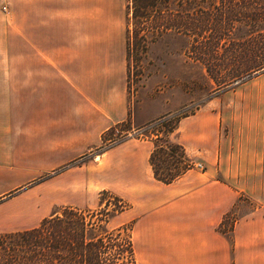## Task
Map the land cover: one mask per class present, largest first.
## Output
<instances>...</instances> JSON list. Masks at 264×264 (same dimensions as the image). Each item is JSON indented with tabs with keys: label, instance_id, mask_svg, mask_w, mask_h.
<instances>
[{
	"label": "crops",
	"instance_id": "0c3cea01",
	"mask_svg": "<svg viewBox=\"0 0 264 264\" xmlns=\"http://www.w3.org/2000/svg\"><path fill=\"white\" fill-rule=\"evenodd\" d=\"M29 3L18 22V136L31 159L59 167L99 147L102 135L129 117L125 26L111 8H91L89 0ZM164 113L138 117L136 124ZM192 117L179 120L175 142L199 169L169 184L157 182L148 164L152 140L127 139L83 166L82 184L59 175L50 180L49 193L75 195L91 183L120 199L127 209L107 228L129 225L135 264H264V207L235 221L226 234L217 230L242 189L228 179L232 173L225 171L220 148L213 160L212 123ZM250 188L243 191L255 197ZM43 190L0 202V233L38 225Z\"/></svg>",
	"mask_w": 264,
	"mask_h": 264
},
{
	"label": "rangeland",
	"instance_id": "374dc122",
	"mask_svg": "<svg viewBox=\"0 0 264 264\" xmlns=\"http://www.w3.org/2000/svg\"><path fill=\"white\" fill-rule=\"evenodd\" d=\"M66 1L69 3L71 0ZM89 2L91 8H111L115 17H122L124 26L126 24V89L130 127L125 128L129 131L123 141L143 139L155 133L161 135L164 129L160 123L168 118H171V125L182 116L212 123L213 160L220 148L221 157L227 159L225 171L232 173L228 179L242 189L220 230L229 231L235 221L247 218L255 209L264 207V70L217 85L198 63L184 56V38L179 33H169L161 40L142 43L139 37L146 33L134 29L129 14L125 21L126 0ZM24 6L26 10L31 6L29 0H26V5L24 0H0V202L35 189H44L40 194L44 196L41 198L43 203L37 204L39 213L45 210L43 218L62 206L94 211L100 204L101 207L107 204L109 211L116 209L115 196L107 191L101 195V191L91 183L75 195L59 191L52 196L48 188L50 180L59 175L82 184V167L89 161L96 163V158L104 152L100 147L117 145L113 140L120 136L117 135L119 129L106 134V141L99 147L59 167H51L48 161L33 160L23 149L26 144L19 139L14 109L17 99L18 22ZM261 6L264 11V2ZM151 33L152 30L147 32L148 37ZM259 58H264V46ZM161 111L165 113L159 118L145 126H137L138 117ZM177 135L175 131L171 138L175 141ZM258 145H261L259 149ZM249 156L255 158L254 162L247 161ZM248 167L254 168V172L257 168L256 174L248 175ZM192 168L199 169L200 165L193 163ZM246 187H251L255 197L243 191ZM83 189L90 192L89 198L84 197ZM123 226L129 227L128 224ZM111 227L108 229H116Z\"/></svg>",
	"mask_w": 264,
	"mask_h": 264
},
{
	"label": "trees",
	"instance_id": "16d2710c",
	"mask_svg": "<svg viewBox=\"0 0 264 264\" xmlns=\"http://www.w3.org/2000/svg\"><path fill=\"white\" fill-rule=\"evenodd\" d=\"M264 0H126L125 21L135 30L148 34L139 40H161L167 34L178 33L184 38V56L198 63L206 75L217 85L229 83L253 72L264 70V58H259L264 46ZM178 18V20H176ZM150 35V34H149ZM127 29L125 46L127 56ZM171 118L160 123L164 133L150 134L153 148L148 164L154 180L169 184L179 178L193 164L183 148L171 136L177 124ZM130 127L129 117L109 128L106 134L117 129L116 144L123 141ZM141 134V133H140ZM102 151L109 146L100 147ZM170 167V168H169ZM169 168V169H168ZM106 193L105 191L100 194ZM117 208L99 205L89 211L62 206L40 220L35 228L0 233V264H135L129 236V227L110 230L107 222L127 209L120 199ZM230 216L227 213L219 224ZM122 234L124 236H122Z\"/></svg>",
	"mask_w": 264,
	"mask_h": 264
}]
</instances>
